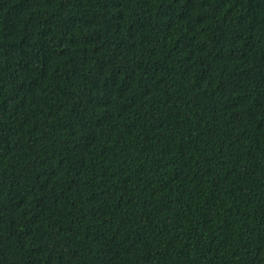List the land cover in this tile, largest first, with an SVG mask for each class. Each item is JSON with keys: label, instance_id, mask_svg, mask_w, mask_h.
<instances>
[{"label": "trees", "instance_id": "trees-1", "mask_svg": "<svg viewBox=\"0 0 264 264\" xmlns=\"http://www.w3.org/2000/svg\"><path fill=\"white\" fill-rule=\"evenodd\" d=\"M0 264H264V0H0Z\"/></svg>", "mask_w": 264, "mask_h": 264}]
</instances>
